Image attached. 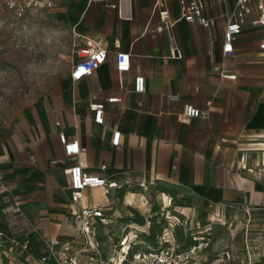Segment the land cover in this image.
Segmentation results:
<instances>
[{
  "label": "crops",
  "instance_id": "crops-1",
  "mask_svg": "<svg viewBox=\"0 0 264 264\" xmlns=\"http://www.w3.org/2000/svg\"><path fill=\"white\" fill-rule=\"evenodd\" d=\"M74 3L73 63L56 120L52 115H31L14 126L0 127L4 240H23L29 234L39 252L43 248L39 237L48 243L72 235L65 173L69 164L62 155L61 132L79 139L83 153L76 161L85 172L130 181L127 202L140 197L135 192L149 198L154 193L173 196L178 210L193 218L244 205L253 212L254 199L263 194L248 175L264 169L261 31L247 29L235 43V55L225 58V15L233 10V1L207 0L206 16L217 18L210 28L185 21L168 27L154 10L155 0ZM179 18L177 0H171V21ZM83 37L101 39L109 58L91 77L74 83V45ZM173 43L184 54L181 60L165 58ZM117 52L131 55V71L125 75L116 70ZM137 75L146 78L144 94L133 92ZM112 97L122 102L107 104ZM94 102L106 103L103 125L94 122L90 109ZM187 105L208 117L178 120ZM115 130L121 132L118 147L111 145ZM60 180L67 184L63 195L58 191ZM140 185L149 186V194ZM93 194L103 197L101 190ZM101 202L105 204L104 199ZM143 218H137L140 224Z\"/></svg>",
  "mask_w": 264,
  "mask_h": 264
},
{
  "label": "built area",
  "instance_id": "built-area-1",
  "mask_svg": "<svg viewBox=\"0 0 264 264\" xmlns=\"http://www.w3.org/2000/svg\"><path fill=\"white\" fill-rule=\"evenodd\" d=\"M226 1H233L234 6L233 10L225 15L223 56L228 58L235 55V43L250 28L261 31L263 40L260 49L264 51V0ZM177 4L180 18L171 21V0H155L154 3V10L170 28L178 21L210 28L217 20L216 17L206 16L207 0H177ZM53 7V0H0V10L10 11L19 18ZM74 57L76 62L72 68L71 79L78 83L91 77L107 63L109 50L101 39L83 37L74 45ZM183 57L180 47L173 43L165 58L181 60ZM116 70L120 75L131 71L129 53H116ZM224 78L236 80L237 75H225ZM133 92L146 93V78L143 75L135 77ZM121 102L122 99L119 97L107 100V104ZM90 109L95 115L94 122L103 125L106 103L94 102ZM207 117L206 112L193 105H187L178 115V120L188 121ZM57 125L60 126V123ZM59 142L62 146V155L69 164L65 173L69 177L73 233L65 241L46 243L44 238L39 237L38 241L43 246L39 252L35 251L31 241L33 236L29 234L23 240L13 239L8 242L0 233V264H199L196 258L204 248V243L201 242L203 238L191 234L195 244L180 247L173 236L177 227L186 229V225L191 223L189 222L191 216L178 210L173 196L149 194L150 187L140 185L143 192L150 195L149 198L136 192L133 194L140 196L133 199L135 203L139 201L143 207L150 206L146 211H142L140 207L133 205V201L127 202L132 187L130 181H110L100 175L85 172L83 166L76 161L83 153L79 139L71 140L61 132ZM120 142L121 132L115 130L111 145L118 147ZM95 190L103 191L101 199H104L105 204L94 196ZM97 199L99 200L96 201ZM119 205L120 209L125 207L124 213L118 209ZM126 207L140 212V216L144 217V224H140L134 212L130 215ZM242 208L247 214L252 211L247 205ZM157 225L166 227L164 226L163 232L153 238L149 234L156 232ZM191 227L189 231H192ZM139 245L145 246L146 249L135 251ZM254 264H264V255L262 260Z\"/></svg>",
  "mask_w": 264,
  "mask_h": 264
},
{
  "label": "rangeland",
  "instance_id": "rangeland-1",
  "mask_svg": "<svg viewBox=\"0 0 264 264\" xmlns=\"http://www.w3.org/2000/svg\"><path fill=\"white\" fill-rule=\"evenodd\" d=\"M74 1L53 0L52 9L28 13L23 18L5 9L0 10V127L14 126L31 115H52L56 120L73 63L77 20L72 14L76 5ZM224 2L229 4V1ZM257 171L248 175L259 183L263 194L254 199L251 214L237 207L210 213L207 218L195 216L189 221L192 227H177L173 232L180 247L195 244L191 234L203 238L204 248L197 255V263L254 264L262 260L264 169L259 171L261 174ZM66 188V182L60 180L59 194L63 195ZM133 203L142 211L150 208L143 207L139 201ZM128 209L134 211L136 218L141 217L137 210ZM164 226L157 225L156 232L149 235L155 238L163 232ZM145 249L139 245L134 250Z\"/></svg>",
  "mask_w": 264,
  "mask_h": 264
}]
</instances>
